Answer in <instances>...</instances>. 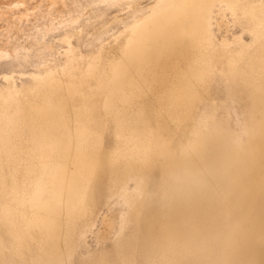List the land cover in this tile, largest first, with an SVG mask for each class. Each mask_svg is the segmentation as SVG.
I'll list each match as a JSON object with an SVG mask.
<instances>
[{"label": "rangeland", "instance_id": "374dc122", "mask_svg": "<svg viewBox=\"0 0 264 264\" xmlns=\"http://www.w3.org/2000/svg\"><path fill=\"white\" fill-rule=\"evenodd\" d=\"M158 15L170 23L164 40H146L132 28ZM132 39L143 40L154 58L130 54ZM113 71L125 78L121 86ZM190 82L196 94L186 104ZM5 89L14 97L0 105V264H187L175 258L176 248L163 244L166 253L155 240L167 178L161 150L168 147L191 156L207 178L224 225L238 231L233 246L252 242L259 256L250 263L264 259V243L234 210L240 188L227 189L224 174L208 172L193 147L198 130L222 133L232 150L255 146L253 134L264 125V0H0ZM3 115H13V124ZM50 143L63 150L55 157L74 145L95 152L102 168L138 157L139 171L144 154L137 152L149 150L152 168L145 176L135 168L131 203L124 183L108 178L93 188L101 198L88 199L98 213L86 234L72 227L42 246L31 240L14 258L15 199L19 191L29 195L34 177L27 170L37 168ZM233 246L228 264L249 263Z\"/></svg>", "mask_w": 264, "mask_h": 264}, {"label": "bare ground", "instance_id": "6f19581e", "mask_svg": "<svg viewBox=\"0 0 264 264\" xmlns=\"http://www.w3.org/2000/svg\"><path fill=\"white\" fill-rule=\"evenodd\" d=\"M165 1L172 4L176 0ZM163 17L165 16L158 15L151 19H140L132 28L146 40H164L168 36L170 23ZM128 51L146 60L154 58L153 53L141 39H132ZM3 75L6 80L13 78L11 74ZM112 78L117 86H121L125 79L120 71H113ZM194 94L196 88L190 82L182 99L175 92H172L171 96L174 101L187 100L186 104H189ZM13 97L12 90H1L0 105L8 104ZM3 118L8 125L14 122L13 115H3ZM221 134L213 136L198 130L193 147L208 172L221 177L224 174V186L227 189L240 188L237 194L235 192L234 210L250 224L253 236L264 243V125L260 131L253 134L254 148L240 146L241 149L232 150L231 140ZM43 146L45 149V145ZM46 146L44 156L40 158L37 168L32 167L27 170L28 175L34 177L29 180V195L24 194L25 191H19L15 199L17 216L14 258L22 256L23 246L30 245L31 240L42 246L44 241L61 239L72 227L74 231H84L81 234L90 231L95 226L98 206L94 209L88 199L91 198L95 203L96 199L101 198L98 190L93 188L101 182H106L108 178L115 183L125 184L121 193L123 198L131 203L133 197H130L132 195L128 191V181L132 179L131 175L135 171L134 165L139 153L142 152L144 157L140 161L141 165L138 166L141 171L136 168L137 172L145 176L152 168L149 154L152 151L149 150L133 155L137 157L136 161H133V157L125 164L117 160L111 162L107 168H102L98 154L91 153L79 145H69L70 150L66 148L67 152L63 156L61 153L59 157L55 156L63 150L58 151L55 143ZM161 155L164 156L167 164V178L162 194L161 212L156 218L157 248L161 247L164 250L163 244L173 246L176 248L175 258L187 264H228L231 261L229 251L238 231L233 226L232 229H228L227 224L224 225L225 217L215 209L213 191L207 178L191 156L189 157L185 152L179 154L168 147L162 148ZM143 181L141 177L139 193L142 194ZM45 188L48 189L50 197H46L48 192H45ZM145 202H141V210L145 208ZM231 218L238 222L236 215H231ZM65 225L68 226V230ZM235 247L236 244L233 248ZM236 248L249 263L254 262L259 256L252 242L242 241ZM170 249L172 253L173 250ZM169 256H166L167 260L171 258ZM262 258L259 259L261 262L264 260ZM166 259L160 260L165 263ZM259 260L257 263L262 264ZM13 261L14 259L11 262ZM167 262L166 264H174L172 258Z\"/></svg>", "mask_w": 264, "mask_h": 264}]
</instances>
